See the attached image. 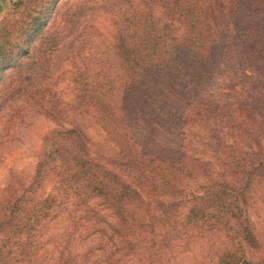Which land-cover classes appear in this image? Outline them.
<instances>
[{"label": "trees", "instance_id": "trees-1", "mask_svg": "<svg viewBox=\"0 0 264 264\" xmlns=\"http://www.w3.org/2000/svg\"><path fill=\"white\" fill-rule=\"evenodd\" d=\"M98 1L14 0L0 19V98L53 123L32 175L0 188V264H46L47 222L62 213L54 264H172V243L191 232L205 240L202 264H264V226L247 214L251 195L264 211V96L253 93L252 106L247 95L197 91L213 73L210 17H234L240 1L162 0L159 17L145 0ZM96 7L111 13L110 36L82 23ZM61 45L77 59L70 100L48 71ZM133 111L178 129L215 125L217 153L202 159L139 144L126 128ZM88 121L112 150L89 148ZM88 235L100 242L71 248Z\"/></svg>", "mask_w": 264, "mask_h": 264}, {"label": "rangeland", "instance_id": "rangeland-1", "mask_svg": "<svg viewBox=\"0 0 264 264\" xmlns=\"http://www.w3.org/2000/svg\"><path fill=\"white\" fill-rule=\"evenodd\" d=\"M13 1L1 0L0 19L9 11ZM82 1L90 6L99 2ZM145 1L148 2L149 11L154 16H161L162 0ZM239 1L241 6L234 17L226 16L220 19L214 14L210 17L214 30L213 73L210 81L197 91L201 96H213L216 99L240 98L247 95L248 101L254 106L253 93L258 100L264 96V0ZM133 2L140 7L144 1ZM110 22L111 13L103 7L89 10L82 21L83 24L91 26V32L98 36L100 34L110 36ZM170 25L172 31L178 34L180 30L177 25L174 22ZM76 60L64 45L51 53L48 71L52 78L57 80L56 86L65 100H70L74 96L70 72ZM164 93L168 103H177L176 94L167 90H164ZM259 111L264 119V109L259 108ZM164 119L161 117L157 121H146L137 111H133L126 118V128L139 144H149L162 154H184L189 157L211 159L217 153L221 132L215 125L178 129L169 127L164 123ZM83 126L90 149H100L104 153L113 149L110 141L96 124L88 121L83 123ZM51 127L53 123L40 111L28 109L19 101L10 102L0 98V188L11 178L21 181L32 175L40 146V136ZM193 188L190 186V189ZM247 214L256 228H263V207L254 195L249 197ZM65 226L66 219L63 213L47 222V231L43 236L48 241L44 248L48 252L46 264H54L60 240L58 235ZM72 242L71 248L80 252L85 247L95 246L100 242V238L88 235L82 241L75 239ZM172 244V264H202L204 261L206 244L200 236L192 232L184 233Z\"/></svg>", "mask_w": 264, "mask_h": 264}, {"label": "water", "instance_id": "water-1", "mask_svg": "<svg viewBox=\"0 0 264 264\" xmlns=\"http://www.w3.org/2000/svg\"><path fill=\"white\" fill-rule=\"evenodd\" d=\"M0 2H1V0H0ZM0 6H1V3H0Z\"/></svg>", "mask_w": 264, "mask_h": 264}]
</instances>
